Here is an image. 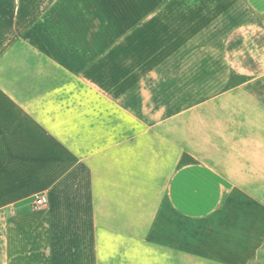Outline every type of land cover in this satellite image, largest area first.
<instances>
[{
    "label": "crops",
    "instance_id": "obj_1",
    "mask_svg": "<svg viewBox=\"0 0 264 264\" xmlns=\"http://www.w3.org/2000/svg\"><path fill=\"white\" fill-rule=\"evenodd\" d=\"M0 1L31 3L0 10V264H264V0ZM71 17L119 19L126 84L125 43ZM174 33L219 54L203 102L137 89Z\"/></svg>",
    "mask_w": 264,
    "mask_h": 264
},
{
    "label": "rangeland",
    "instance_id": "obj_2",
    "mask_svg": "<svg viewBox=\"0 0 264 264\" xmlns=\"http://www.w3.org/2000/svg\"><path fill=\"white\" fill-rule=\"evenodd\" d=\"M22 7L24 10H30L31 9V3L30 2H16V1H0V10H6V9H11V10H16L17 8ZM67 20V19H66ZM69 20V25L73 26V30L75 31L71 35V39L73 42L78 43L79 40H82L81 35L82 33L80 32L79 26L83 25V21H88L87 25H91L94 21L93 25L98 26V29L104 30V33H97L94 34L92 32L87 33L85 30V36L84 40H88L89 43H94V41H102L105 46H109L110 44L116 43V41H119L121 43L120 45H124L126 49H120L118 50L119 52V61L124 64L123 70L120 71L121 74V84H126V70H127V54L128 50L127 48L133 47L135 44L134 43H129L133 42L132 40L129 41V37L127 33H110V31L117 26L118 23L116 21H119V19H111V18H101V19H83V18H74L71 17L68 19ZM120 21H125L124 24H126V20H120ZM64 19H57V27L58 26H64L65 24L63 23ZM67 22V21H66ZM191 19H184L183 21V26L184 30H190V25H191ZM67 26V23H66ZM101 27V28H99ZM126 25L123 26L124 29ZM116 29V28H115ZM107 31H109L107 33ZM222 36V34H220ZM190 33H183V34H168L166 35L165 38H167V44H164L162 49H158L157 51H152L153 54L157 52V60L153 61L151 69L155 72H159V68L162 66V72L167 70L166 74L167 78L169 81L167 83L162 82V86L160 85V82L158 80H153L150 84L149 87L140 85L137 87L139 90L143 89H159L162 87L164 89V85L167 84L168 89H180L183 91L185 97L183 99L178 98L177 101L180 102L182 101H192L193 98H191L192 95H194V101H200L203 102L206 100V92L208 88V59L211 57H219V54H212L213 50H208L207 44H208V35H199L192 37ZM40 39L43 41V43H47V34H40ZM165 38L162 39V41H165ZM136 44L137 42H140L138 38H136ZM25 41L31 42V38L29 37H24ZM142 40V39H141ZM217 40V39H216ZM178 42L177 49L175 46V42ZM98 42V44H99ZM134 44V45H133ZM123 47V48H124ZM132 53V57H134V53H136V57H140L144 52L139 51V50H133L130 49ZM26 54H28V51H25ZM25 54V55H26ZM139 54V55H138ZM43 55H46V51L43 52ZM27 56V55H26ZM25 56V57H26ZM165 59L167 61V68L164 67L163 63H161ZM161 65V66H159ZM106 73H111V70L113 67L110 66H104L103 67ZM116 69V68H115ZM114 69V70H115ZM122 69V68H121ZM194 76V81H191L190 78L188 79V76ZM196 75L199 76V79L196 77ZM159 77V76H158ZM181 77L184 79L181 80ZM163 78V77H162ZM178 79V80H177ZM107 84V82H106ZM164 84V85H163ZM199 95V96H198ZM205 98V99H204ZM140 100V99H139ZM160 99L157 98V103ZM168 100L170 101H175V98H169ZM155 99H152V105H155ZM187 102L184 103L183 106L187 107L191 103ZM206 150V149H205ZM206 152V151H205ZM115 245L114 248H116L117 243H113ZM113 248V249H114ZM112 250L111 243H105V257H104V264H124L127 261V258H113L108 255L110 251ZM143 258H137L136 264H145L142 261ZM119 261V262H118Z\"/></svg>",
    "mask_w": 264,
    "mask_h": 264
},
{
    "label": "built area",
    "instance_id": "obj_3",
    "mask_svg": "<svg viewBox=\"0 0 264 264\" xmlns=\"http://www.w3.org/2000/svg\"><path fill=\"white\" fill-rule=\"evenodd\" d=\"M48 204V198L45 195H37L34 198L33 206L35 209H40Z\"/></svg>",
    "mask_w": 264,
    "mask_h": 264
}]
</instances>
